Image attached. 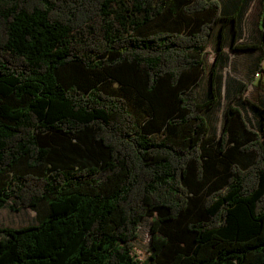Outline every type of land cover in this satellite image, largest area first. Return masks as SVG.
Segmentation results:
<instances>
[{"label":"trees","instance_id":"trees-1","mask_svg":"<svg viewBox=\"0 0 264 264\" xmlns=\"http://www.w3.org/2000/svg\"><path fill=\"white\" fill-rule=\"evenodd\" d=\"M242 14L221 0H0V208L36 215L0 227V264H264V95L252 124L247 85L231 94L218 66L231 37L264 71V14L260 40L240 43ZM224 100L217 136L206 111Z\"/></svg>","mask_w":264,"mask_h":264},{"label":"rangeland","instance_id":"rangeland-1","mask_svg":"<svg viewBox=\"0 0 264 264\" xmlns=\"http://www.w3.org/2000/svg\"><path fill=\"white\" fill-rule=\"evenodd\" d=\"M256 3L252 6L250 11H247V16L244 19L243 24V35L238 40L240 43H255L260 40L258 26L254 25L259 9H255ZM262 28V24H260ZM217 44V38H212L210 44L207 47L205 62H206V77L203 84V95L207 92L209 75L211 69L213 68L216 54L215 46ZM232 41L228 37L226 41L225 53L229 55V58L220 66L219 76L223 80L228 81L229 85H233L236 90L240 87L241 84H246L247 88L243 94L242 105L244 106V111L247 115V118L252 124H254L255 117L250 109L251 102H259L264 95V71L258 72L256 78L254 77L255 72L257 71V62L260 55L259 49H249V50H232L231 49ZM262 69L264 70V62L262 64ZM216 75V74H215ZM252 79V81H251ZM224 88L222 90L223 98ZM226 101L224 100L217 107H212L210 110L206 111V116L209 119L212 128V134L219 135L221 132V127L224 121L225 116V106ZM16 219H14L15 221ZM151 219H145L142 221L139 234L135 241L136 248L135 251L140 260H144L149 255V248L151 242V232H150ZM4 227L5 224H0V227ZM5 227H10L5 226ZM17 227V226H16Z\"/></svg>","mask_w":264,"mask_h":264},{"label":"crops","instance_id":"crops-1","mask_svg":"<svg viewBox=\"0 0 264 264\" xmlns=\"http://www.w3.org/2000/svg\"><path fill=\"white\" fill-rule=\"evenodd\" d=\"M221 1L223 3V9L229 10V11H231V13L236 12L237 16H238L239 11L244 10V14L241 15L243 18L242 19L243 22L241 21V25H243L245 23L244 19L248 14L247 11H250L252 9V6L256 3L255 9L256 10L259 9V13L256 16L254 25L258 26L259 36H260V34H261L260 24H261V19H262L263 14H264V0H221ZM238 17H240V16H238ZM238 17H237V19H238ZM215 37L217 38V32L214 34V36L212 38H215ZM230 40H232L231 37H230ZM216 47H217V44L215 46V54L217 56ZM260 57H261V54L259 55V58ZM225 61H226L225 56H222L220 63L223 64V63H225ZM229 86L230 87L228 88V91L230 90L231 94L235 93L236 88L233 85H229ZM14 219H16V220L14 221ZM35 220H36L35 212L30 210V209H23L19 212H12L6 206L0 208V224H5V226L9 225L10 227H16V226L19 227V226L31 224V223L35 222Z\"/></svg>","mask_w":264,"mask_h":264}]
</instances>
